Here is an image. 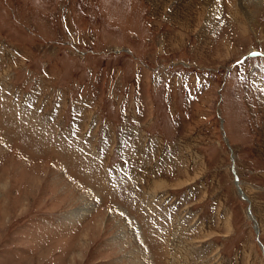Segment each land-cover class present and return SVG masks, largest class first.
Masks as SVG:
<instances>
[{
	"label": "rangeland",
	"instance_id": "obj_1",
	"mask_svg": "<svg viewBox=\"0 0 264 264\" xmlns=\"http://www.w3.org/2000/svg\"><path fill=\"white\" fill-rule=\"evenodd\" d=\"M0 264H264V0H0Z\"/></svg>",
	"mask_w": 264,
	"mask_h": 264
},
{
	"label": "bare ground",
	"instance_id": "obj_2",
	"mask_svg": "<svg viewBox=\"0 0 264 264\" xmlns=\"http://www.w3.org/2000/svg\"><path fill=\"white\" fill-rule=\"evenodd\" d=\"M254 51V50H253ZM241 189V188H240ZM245 195V194H244ZM246 198V197H245ZM260 226V224H258Z\"/></svg>",
	"mask_w": 264,
	"mask_h": 264
}]
</instances>
